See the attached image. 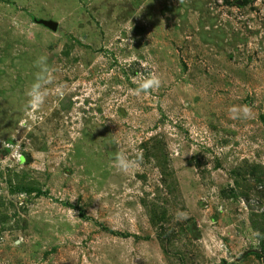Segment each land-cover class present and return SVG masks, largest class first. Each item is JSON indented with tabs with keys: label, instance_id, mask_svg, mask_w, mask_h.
I'll return each instance as SVG.
<instances>
[{
	"label": "rangeland",
	"instance_id": "1",
	"mask_svg": "<svg viewBox=\"0 0 264 264\" xmlns=\"http://www.w3.org/2000/svg\"><path fill=\"white\" fill-rule=\"evenodd\" d=\"M0 264H264V0H0Z\"/></svg>",
	"mask_w": 264,
	"mask_h": 264
},
{
	"label": "clouds",
	"instance_id": "2",
	"mask_svg": "<svg viewBox=\"0 0 264 264\" xmlns=\"http://www.w3.org/2000/svg\"><path fill=\"white\" fill-rule=\"evenodd\" d=\"M37 68H49L47 64V57L40 56L35 62ZM51 83V80L49 81ZM160 86V80L152 74L145 76L139 83L136 91L137 92H147L150 89L158 88ZM57 94L63 96L64 92L58 88ZM27 99V104L29 107H39L45 102L48 95L47 89L43 86V81L40 74L37 72L34 81L28 87L25 93ZM229 111L233 114L234 118H247L250 115V109L246 106L241 107H231ZM136 161L130 160L126 154L117 151L112 159V166L119 169L122 172H127L129 169L133 168Z\"/></svg>",
	"mask_w": 264,
	"mask_h": 264
},
{
	"label": "water",
	"instance_id": "3",
	"mask_svg": "<svg viewBox=\"0 0 264 264\" xmlns=\"http://www.w3.org/2000/svg\"><path fill=\"white\" fill-rule=\"evenodd\" d=\"M48 24L49 25H52V27H55V25L54 24H52L51 22H48ZM249 251H245V252H243V254L242 255H245L246 253H248Z\"/></svg>",
	"mask_w": 264,
	"mask_h": 264
}]
</instances>
